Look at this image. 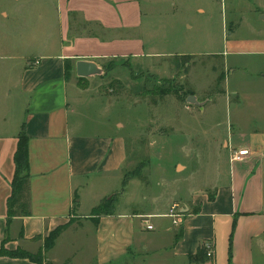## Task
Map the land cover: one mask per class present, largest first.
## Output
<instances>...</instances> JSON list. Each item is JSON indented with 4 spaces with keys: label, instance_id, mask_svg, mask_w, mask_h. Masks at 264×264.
<instances>
[{
    "label": "crops",
    "instance_id": "crops-1",
    "mask_svg": "<svg viewBox=\"0 0 264 264\" xmlns=\"http://www.w3.org/2000/svg\"><path fill=\"white\" fill-rule=\"evenodd\" d=\"M141 1L41 0L38 4L44 34L19 79L20 92L28 97L24 119L9 132L0 130V245L6 238V249L20 246L29 253L42 252L45 264H264V163L259 150L251 149L243 136V145L238 146L249 148L250 154L229 161L237 165L228 177L214 173L209 180L214 184L212 195L196 187L180 198L188 204L179 205L183 211L177 224L168 215L173 199L144 211L119 209L117 198L110 214L92 216L102 199L121 189L127 142L120 121H90L79 109L103 105L100 91L105 83L98 75L80 80L75 63L83 59L104 65L118 55L109 53L111 46L121 48L120 55H136L142 42L134 34L142 23ZM198 10L203 12L201 7ZM21 130L28 137L29 205L26 214L9 218L13 154ZM243 161L244 169L238 165ZM174 165L177 172L178 162ZM194 207L200 208L197 213L191 212ZM65 224L53 246L45 250L44 237ZM148 224L153 228L147 229ZM176 234L180 237L175 241ZM206 241L212 244V257L191 261L189 256ZM0 264L35 263L0 256Z\"/></svg>",
    "mask_w": 264,
    "mask_h": 264
},
{
    "label": "rangeland",
    "instance_id": "rangeland-1",
    "mask_svg": "<svg viewBox=\"0 0 264 264\" xmlns=\"http://www.w3.org/2000/svg\"><path fill=\"white\" fill-rule=\"evenodd\" d=\"M40 1L0 0V130L6 132L24 119L28 97L19 79L44 34ZM141 9L137 54L120 55L122 49L111 46L109 53L118 55L100 65L98 75L105 83L103 105L79 109L90 121L123 124L128 152L123 174L136 171L142 177L132 178L118 195V208L147 211L172 199L188 204L180 198L196 187L212 195L209 180L218 171L221 179L228 177L236 167L229 161L246 148L238 146L242 136L264 163V20L257 15L264 12V0H142ZM114 78L123 88L106 87ZM168 82L198 103L180 100L173 91L164 94ZM246 163L238 165L244 169ZM17 249L24 250H8Z\"/></svg>",
    "mask_w": 264,
    "mask_h": 264
},
{
    "label": "trees",
    "instance_id": "trees-1",
    "mask_svg": "<svg viewBox=\"0 0 264 264\" xmlns=\"http://www.w3.org/2000/svg\"><path fill=\"white\" fill-rule=\"evenodd\" d=\"M114 67L107 68V70L110 71ZM129 69L132 74V70L130 67ZM69 73H70V64L69 61L67 60L65 61V75L68 77ZM79 79L82 80L83 77H79ZM168 83H170L168 93H164V94H170V93L173 94L174 92V94L177 96L178 99L180 100L186 99L187 95L186 94L184 95L182 88L176 87V85L172 84L171 82ZM106 87H109L110 90L112 89L120 90L121 88H123V85L121 81H119L118 79H113L109 82V84ZM13 161H14V175L11 181V193L7 199V214L9 218L12 216L19 215L21 212L26 214L27 207L29 205L28 203V179H29L28 137L23 130H21L18 134L17 145L15 152L13 154ZM141 177H142L141 174L136 171L132 172L131 174L126 173L123 177L120 191L118 193L111 195L108 198L102 199L98 203V205L92 209V216L94 217V219L104 214H110L112 212L116 199L118 198V195L124 191L128 182L132 178L141 179ZM199 209H200L199 207H194L191 210V212L197 213ZM234 226H235V222L233 221L232 229L234 228ZM66 227H67L66 224L62 226H58L55 230L50 232V234L44 240L45 250H48L53 246L59 234ZM179 237L180 234H176L174 240L175 241L178 240ZM231 237L232 235L230 236V240ZM5 241L6 238L2 240V243L0 245V256H7L10 258H27L35 264H41L42 254L40 252H38L35 255L21 249H17L15 251H9L4 247ZM189 259L193 262H200L206 260L207 259L206 250L203 247V245H200L196 253L189 256ZM229 260H230V251H229Z\"/></svg>",
    "mask_w": 264,
    "mask_h": 264
},
{
    "label": "built area",
    "instance_id": "built-area-1",
    "mask_svg": "<svg viewBox=\"0 0 264 264\" xmlns=\"http://www.w3.org/2000/svg\"><path fill=\"white\" fill-rule=\"evenodd\" d=\"M37 61H34L33 64H37ZM250 154V150L249 148H243V149H239L233 152V155L231 157V160L233 161H240L242 159H244L245 157H247ZM178 208V210H177ZM181 207L179 206L178 203H173L170 210H169V216H171L173 218V223L177 224V218L181 215L182 210L180 209ZM147 229H152V225L148 224L146 226ZM203 247L206 250V256L208 257H212L213 255V247L212 244L209 241H206L203 243Z\"/></svg>",
    "mask_w": 264,
    "mask_h": 264
},
{
    "label": "water",
    "instance_id": "water-1",
    "mask_svg": "<svg viewBox=\"0 0 264 264\" xmlns=\"http://www.w3.org/2000/svg\"><path fill=\"white\" fill-rule=\"evenodd\" d=\"M260 19L264 20V14L260 15ZM75 71H76L77 77H91V76H96V75H100L101 73H103V69L101 66H98L93 61L83 60V59L76 61ZM186 101L189 104L198 103L194 95L187 96Z\"/></svg>",
    "mask_w": 264,
    "mask_h": 264
}]
</instances>
